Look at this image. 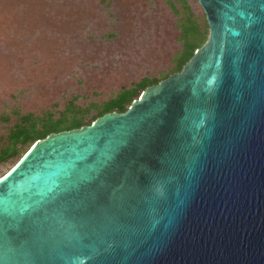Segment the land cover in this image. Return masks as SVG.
Segmentation results:
<instances>
[{
  "label": "water",
  "instance_id": "95a60500",
  "mask_svg": "<svg viewBox=\"0 0 264 264\" xmlns=\"http://www.w3.org/2000/svg\"><path fill=\"white\" fill-rule=\"evenodd\" d=\"M198 1L182 71L0 178V264H264V0Z\"/></svg>",
  "mask_w": 264,
  "mask_h": 264
},
{
  "label": "rangeland",
  "instance_id": "374dc122",
  "mask_svg": "<svg viewBox=\"0 0 264 264\" xmlns=\"http://www.w3.org/2000/svg\"><path fill=\"white\" fill-rule=\"evenodd\" d=\"M184 25L208 40L198 0H0V150L22 115L87 126L124 88L176 73Z\"/></svg>",
  "mask_w": 264,
  "mask_h": 264
},
{
  "label": "trees",
  "instance_id": "16d2710c",
  "mask_svg": "<svg viewBox=\"0 0 264 264\" xmlns=\"http://www.w3.org/2000/svg\"><path fill=\"white\" fill-rule=\"evenodd\" d=\"M197 33H199L198 38ZM190 34H194V36H190ZM183 40L185 42L184 51L178 57L176 72L182 71L187 62L194 56L195 51L207 42L195 25H184ZM158 83H160L159 80L144 78L134 84L132 88H124L116 96L98 107L97 114L89 125L107 113L126 112L148 87ZM40 121L42 122L41 127H39ZM85 125L82 116L79 117V115L74 118L64 115L59 119H54L50 114H46L43 118L36 117L32 113L22 115L15 121L10 131L9 144L0 150V165L21 155L20 160L37 140L45 139L53 133L81 128ZM26 147L28 148L25 150Z\"/></svg>",
  "mask_w": 264,
  "mask_h": 264
},
{
  "label": "bare ground",
  "instance_id": "6f19581e",
  "mask_svg": "<svg viewBox=\"0 0 264 264\" xmlns=\"http://www.w3.org/2000/svg\"><path fill=\"white\" fill-rule=\"evenodd\" d=\"M14 166H15V165H14ZM14 166H13V167H14ZM13 167H12V168H13ZM12 168H11V169H12ZM11 169H10V170H11ZM10 170H9V171H10ZM9 171H8V172H9ZM8 172H7V173H8ZM3 176H4V175H3ZM3 176H2V177H3ZM2 177H0V178H2Z\"/></svg>",
  "mask_w": 264,
  "mask_h": 264
}]
</instances>
